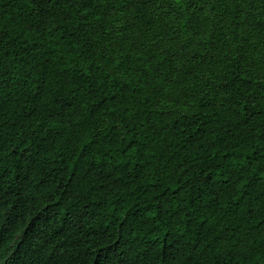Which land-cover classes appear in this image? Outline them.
I'll list each match as a JSON object with an SVG mask.
<instances>
[{"label": "trees", "instance_id": "16d2710c", "mask_svg": "<svg viewBox=\"0 0 264 264\" xmlns=\"http://www.w3.org/2000/svg\"><path fill=\"white\" fill-rule=\"evenodd\" d=\"M203 3L191 54L146 0H0V264H264V0Z\"/></svg>", "mask_w": 264, "mask_h": 264}, {"label": "rangeland", "instance_id": "374dc122", "mask_svg": "<svg viewBox=\"0 0 264 264\" xmlns=\"http://www.w3.org/2000/svg\"><path fill=\"white\" fill-rule=\"evenodd\" d=\"M149 9L154 13V18L159 21L166 15L168 32L172 38L174 49H183L186 53L201 54L208 49L209 24L208 7L203 0H170V7H163L162 0H146ZM248 14V13H247ZM244 34L247 40L254 44V33L246 24ZM222 73L219 66L208 64L205 69L197 73L198 78L207 80L218 77ZM187 84L184 85L182 94L187 96L172 103L177 111H186L190 106L191 92L187 91Z\"/></svg>", "mask_w": 264, "mask_h": 264}]
</instances>
